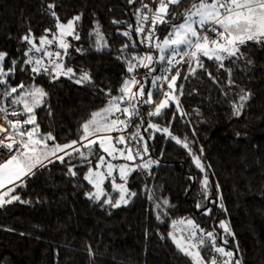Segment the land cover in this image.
I'll return each mask as SVG.
<instances>
[{"label": "trees", "instance_id": "1", "mask_svg": "<svg viewBox=\"0 0 264 264\" xmlns=\"http://www.w3.org/2000/svg\"><path fill=\"white\" fill-rule=\"evenodd\" d=\"M49 3L56 4L55 11L63 23L82 14L76 24L81 38H67L72 47L63 62L77 75L81 70L87 72L93 81L82 86L66 76L54 82L43 75L35 80L48 93L46 106L36 109L40 131L51 132L63 144L77 139L81 125L91 118V113L107 104V89L113 96L120 95L125 79L135 76L140 80L148 71L139 67L133 73L127 72L123 57L118 58L124 44L136 42L135 48L127 49L129 58L148 54L157 57L158 53L147 44L142 45L135 32L131 41L120 34L129 30V24L135 27L132 12L139 0L133 5L127 0H0V51L16 57L17 49L25 47L19 38L29 27L36 37L52 28L54 19L43 11ZM188 4L189 0H183L180 9ZM180 9L173 6V10ZM113 20L125 23L113 24ZM96 21L103 40H98L93 32ZM156 32L163 39L164 26H158ZM242 51L253 63L250 71H233L235 85L229 86L227 73L223 69L217 71L215 63L206 58L205 67L219 84L212 83L200 70L199 79L189 76L184 80V65L176 87L183 85L179 100L186 115L181 116L171 104L163 116L144 117V127L148 122L168 126L181 141L187 138L192 152L202 156L205 172L195 167L188 149L164 133L152 129L144 132L143 127L141 134L149 148L145 159L150 157L159 163L153 165L152 176L138 172L129 176L128 188L138 195L127 206L101 208L84 195L90 185L66 176V168L58 161L49 164L30 179L25 178L26 187L16 188L13 193L30 203L16 201L0 208V264H191V259L180 253L168 237L172 221L182 218L191 219L200 229L220 234L217 245L226 236V250L235 252L238 247L236 259L242 264H264V48L250 43ZM155 67L154 76L160 74V66ZM21 80L32 82L27 74L18 72L12 83ZM144 83L146 90L150 88L149 80ZM241 89L252 96L236 117L232 103L242 94ZM161 98L160 94L153 96L157 103ZM147 107L150 105L140 108L141 114ZM149 134L154 138L148 139ZM76 171L82 177L87 169L80 167ZM205 175L210 200L215 201L204 203V208L211 209L209 215H204V208L196 207L204 201L201 182ZM78 184L84 187H77ZM145 184L155 191L158 201L169 200V205L161 210L167 213L162 215L163 222L156 219L153 203L142 192ZM220 221L228 224L232 235L224 234ZM201 255L207 259L211 253L204 250Z\"/></svg>", "mask_w": 264, "mask_h": 264}, {"label": "snow or ice", "instance_id": "2", "mask_svg": "<svg viewBox=\"0 0 264 264\" xmlns=\"http://www.w3.org/2000/svg\"><path fill=\"white\" fill-rule=\"evenodd\" d=\"M182 2L183 0H151L149 3L148 0H139V6L132 12L136 20L135 27L129 24V30L120 34L131 41L132 33L135 32L141 37L139 42L147 44L150 49L154 48L158 56L148 54L129 58L126 55L127 49L135 48L136 42L124 44L119 50L118 58L123 57L127 72L133 73L139 67L148 71L140 80L135 76L125 79L119 88V96L111 95V89H107L110 96L107 106L91 113V118L81 125L82 131L77 139L63 144L57 142L51 132L40 131L36 109L46 106L45 98L48 93L42 86L36 85L35 80L43 75L54 82L60 76H66L78 85L93 83L87 72L81 70L77 75L72 67L63 62L64 57L69 55V48L72 47L67 38L72 37L74 40L81 38L76 30V24L81 20L82 14L63 23L55 11L56 4L49 3L43 11L54 19L55 24L52 28L44 29V34L36 37L29 27L19 38V43L25 47L23 50L17 49L16 57H10L8 52L0 51V119L8 125L7 128L0 126V189L3 190L0 191V208L16 201L22 204L30 203L22 200L19 194L13 195L16 188L26 187L25 178L30 179L41 169L57 161L66 168V176L82 179L91 186L84 193L88 200L101 208L127 206L138 195L127 186L129 176L133 172L152 176L153 165L159 163L150 157L145 159L149 155V148L141 134L142 127L144 132L152 129L157 133H164L176 144L188 149L195 167L205 172V166L201 162L202 156L192 152L187 138L181 141L172 135L168 126L161 127L148 122L144 127V117L163 116L164 110L171 104L175 105L176 112L181 116L186 115L179 100V95H183V85H180L179 89L176 87V81L181 77L180 67L184 65H187L184 80H188L189 76L199 79L197 71L200 70L207 74L212 83L219 84L217 78L205 67V58L213 61L217 71L223 69L227 73L229 86L235 85L232 79L233 71H250L249 66L253 61L242 48L248 47L250 43L264 48V0H189L188 6L180 9ZM127 3L133 5L137 0H127ZM173 6L180 10H173ZM112 23L125 22L113 20ZM158 26H164L163 39L157 35ZM100 27L96 21L93 32L98 40H103ZM54 44L60 50H49ZM75 51L82 52V49L76 48ZM226 61L234 67H228ZM157 64L160 65V75L154 76L152 73L157 70L155 67ZM18 72L27 74L32 82L21 80L13 85L12 81L16 79ZM145 80H149L151 85L147 90ZM133 87L136 91H133ZM240 91L242 94L232 103L233 115L236 117L242 114L252 96L251 92L244 89ZM156 94L163 96L158 103L153 100ZM122 103L125 105L123 108ZM143 105H150L153 110L142 115L140 108ZM116 112H120L125 118H112ZM175 118L174 113L172 119ZM27 125H31V128L26 127ZM130 128L134 131H127ZM113 132L120 134L113 137L111 135ZM153 138L154 136L149 134L148 139ZM101 150L111 159H106ZM116 159H123L125 163H112V160ZM138 160L140 162H137ZM80 167L87 169L82 177L76 171ZM114 172L118 173V176L114 175ZM106 181L110 191L105 188ZM77 187L84 185L78 184ZM209 189V180L205 175L201 182L204 201L197 203V209L204 208L205 202L215 203L210 200ZM142 192L153 203L156 219L163 222L162 215L167 213L161 210L163 206L169 205V200L164 198L158 201L155 191L147 184L144 185ZM220 207H223L222 203ZM210 213V208H204V215ZM219 227L223 229L224 234L232 235L225 221H220ZM172 229L168 237L180 253L191 259V264H242L241 260L236 259L238 247L235 252L226 250L224 246L228 243L226 236L222 237V244L217 245L216 241L220 234L200 229L191 219L172 221ZM204 250L211 253L207 259L201 255V251Z\"/></svg>", "mask_w": 264, "mask_h": 264}, {"label": "rangeland", "instance_id": "3", "mask_svg": "<svg viewBox=\"0 0 264 264\" xmlns=\"http://www.w3.org/2000/svg\"><path fill=\"white\" fill-rule=\"evenodd\" d=\"M143 68V67H142ZM158 75H160V74H158ZM117 96H119V95H117ZM163 99V97L161 98V100ZM107 106V104L104 106V107H106ZM144 106V105H143ZM143 106H141V108L143 107ZM103 107V108H104ZM121 107L123 108L124 106L121 104ZM102 108V109H103ZM148 109H146L147 111H151V110H153V108H152V106H150V107H147ZM101 109V110H102ZM100 111V110H99ZM115 117H120L121 119H123V118H125L120 112H116L115 114H114V116L112 117V118H115ZM145 118H149V117H145ZM2 121V120H1ZM3 127H6L7 128V125H6V123L4 122V120H3ZM120 133H118V132H113V133H111V135L113 136V137H116V136H118ZM6 143L7 142H9V141H5ZM118 147H124L123 145H118ZM101 154H104L103 152H102V150H101ZM105 156H106V159H111V158H109V157H107V155L106 154H104ZM137 162H140V161H137ZM112 163H114V164H120V163H125V161L123 160V159H116V160H112ZM127 163H133V162H127ZM114 175H116V176H118V173H116V172H114ZM117 182L119 183L120 181L117 179ZM108 183V181H106L105 182V188H106V190H111L106 184ZM11 185H9V187H10ZM128 186V185H127ZM1 191H3V190H1ZM180 219H176L175 221H179ZM187 219H185V221H186ZM185 226H186V224H185ZM173 229L171 228V231H172ZM177 235H179V232H177Z\"/></svg>", "mask_w": 264, "mask_h": 264}, {"label": "built area", "instance_id": "4", "mask_svg": "<svg viewBox=\"0 0 264 264\" xmlns=\"http://www.w3.org/2000/svg\"><path fill=\"white\" fill-rule=\"evenodd\" d=\"M142 45H146V44H142ZM49 50H53V51H57V50H59L58 49V47L54 44V45H52V46H50V49ZM133 91H136V88L135 87H133ZM162 96V95H161ZM163 97V96H162ZM122 105L123 106H125L123 103H122ZM148 111H146V112H144V113H147ZM144 113H142V115L144 114ZM131 128L130 129H128L127 131H129V132H131Z\"/></svg>", "mask_w": 264, "mask_h": 264}, {"label": "crops", "instance_id": "5", "mask_svg": "<svg viewBox=\"0 0 264 264\" xmlns=\"http://www.w3.org/2000/svg\"><path fill=\"white\" fill-rule=\"evenodd\" d=\"M157 65H159V64H157ZM160 66V65H159ZM2 120V121H1ZM0 121L3 123V119H0ZM5 122V121H4ZM7 125V124H6ZM7 127H8V125H7ZM78 146V145H77ZM69 151H70V149H69ZM11 187V186H10ZM2 189H0V191H1Z\"/></svg>", "mask_w": 264, "mask_h": 264}, {"label": "bare ground", "instance_id": "6", "mask_svg": "<svg viewBox=\"0 0 264 264\" xmlns=\"http://www.w3.org/2000/svg\"><path fill=\"white\" fill-rule=\"evenodd\" d=\"M0 126H3V123L0 121Z\"/></svg>", "mask_w": 264, "mask_h": 264}]
</instances>
